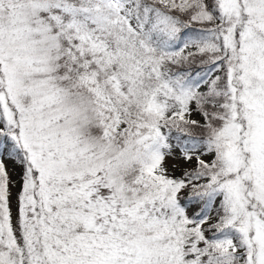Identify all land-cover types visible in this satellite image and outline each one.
Returning <instances> with one entry per match:
<instances>
[{
	"label": "snow or ice",
	"instance_id": "1",
	"mask_svg": "<svg viewBox=\"0 0 264 264\" xmlns=\"http://www.w3.org/2000/svg\"><path fill=\"white\" fill-rule=\"evenodd\" d=\"M0 264H264V0H0Z\"/></svg>",
	"mask_w": 264,
	"mask_h": 264
}]
</instances>
